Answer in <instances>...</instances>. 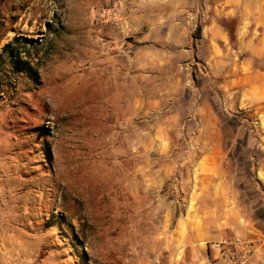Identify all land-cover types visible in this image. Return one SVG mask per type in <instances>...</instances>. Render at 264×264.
I'll return each instance as SVG.
<instances>
[{
  "label": "rangeland",
  "instance_id": "obj_1",
  "mask_svg": "<svg viewBox=\"0 0 264 264\" xmlns=\"http://www.w3.org/2000/svg\"><path fill=\"white\" fill-rule=\"evenodd\" d=\"M198 3L0 0V264L149 260L191 170L204 210L194 185L213 158L264 230V109L217 87L240 53L205 63L203 26L236 50L241 18Z\"/></svg>",
  "mask_w": 264,
  "mask_h": 264
},
{
  "label": "crops",
  "instance_id": "obj_2",
  "mask_svg": "<svg viewBox=\"0 0 264 264\" xmlns=\"http://www.w3.org/2000/svg\"><path fill=\"white\" fill-rule=\"evenodd\" d=\"M208 9L229 18L238 15L241 25L236 33V50L228 45V35L220 27L214 23L203 26L206 31L205 39L209 43V55L205 63L216 68L219 63L227 64L226 60L231 58L230 53L234 57L236 53H240L233 68L230 65L224 75L220 74L222 80L217 87L222 91L238 93L243 108L252 106L253 110L260 113L264 109V0H214L212 7L207 0H199L198 5H192V15H204ZM213 160L212 166L198 171V175L203 176L205 185H194V207H202L204 210L192 212L191 170L187 198L180 204V208L184 206L185 209L174 220L173 230L164 228L154 239L159 244L149 250V260L143 256L147 250L139 252L130 248L127 253L130 256L129 264H226L216 258L209 248L210 244L237 236L255 241L253 263L264 264V230L255 227L250 219L244 218L237 195L231 185L226 184L224 172L216 165L218 160ZM207 177L212 181L209 182ZM213 180L217 182L214 184ZM213 206L224 208L218 218L211 214L210 208Z\"/></svg>",
  "mask_w": 264,
  "mask_h": 264
},
{
  "label": "built area",
  "instance_id": "obj_3",
  "mask_svg": "<svg viewBox=\"0 0 264 264\" xmlns=\"http://www.w3.org/2000/svg\"><path fill=\"white\" fill-rule=\"evenodd\" d=\"M255 247L256 243L251 240L233 237L212 242L209 248L217 259L226 264H254L252 257Z\"/></svg>",
  "mask_w": 264,
  "mask_h": 264
},
{
  "label": "trees",
  "instance_id": "obj_4",
  "mask_svg": "<svg viewBox=\"0 0 264 264\" xmlns=\"http://www.w3.org/2000/svg\"><path fill=\"white\" fill-rule=\"evenodd\" d=\"M225 32H226L227 35H228V39H229V43H230V44L232 43L233 40L235 41V39H234V35H233L231 32H227V31H225Z\"/></svg>",
  "mask_w": 264,
  "mask_h": 264
}]
</instances>
